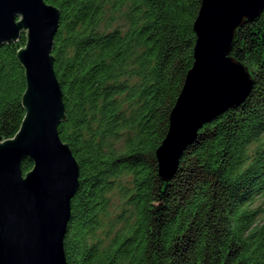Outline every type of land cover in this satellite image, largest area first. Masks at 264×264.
Listing matches in <instances>:
<instances>
[{
    "label": "trees",
    "instance_id": "trees-1",
    "mask_svg": "<svg viewBox=\"0 0 264 264\" xmlns=\"http://www.w3.org/2000/svg\"><path fill=\"white\" fill-rule=\"evenodd\" d=\"M44 1L60 12L59 136L80 168L67 264H264V12L239 29L232 51L253 74L249 97L204 125L164 181L156 150L194 64L202 0ZM26 42L22 34L0 47L3 140L26 116ZM33 166L24 160V175Z\"/></svg>",
    "mask_w": 264,
    "mask_h": 264
},
{
    "label": "water",
    "instance_id": "water-1",
    "mask_svg": "<svg viewBox=\"0 0 264 264\" xmlns=\"http://www.w3.org/2000/svg\"><path fill=\"white\" fill-rule=\"evenodd\" d=\"M263 12L264 0H202L193 25L194 64L156 150L164 181L176 174L204 125L249 97L253 74L232 51L239 29ZM59 24L60 12L44 0H0V47L27 38L18 53L26 73V116L13 139L0 138V264H67L64 239L80 168L59 136L66 111L54 70ZM26 159L34 166L24 175Z\"/></svg>",
    "mask_w": 264,
    "mask_h": 264
},
{
    "label": "rangeland",
    "instance_id": "rangeland-1",
    "mask_svg": "<svg viewBox=\"0 0 264 264\" xmlns=\"http://www.w3.org/2000/svg\"><path fill=\"white\" fill-rule=\"evenodd\" d=\"M121 204L122 201L119 198L118 194L112 196V215H115L118 212ZM258 205L262 208L263 210L262 216H264V198L258 203Z\"/></svg>",
    "mask_w": 264,
    "mask_h": 264
}]
</instances>
